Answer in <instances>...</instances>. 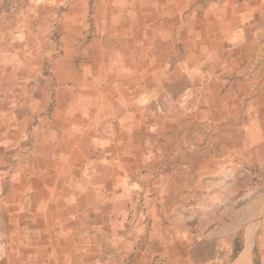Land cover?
Segmentation results:
<instances>
[{
  "label": "crops",
  "instance_id": "obj_1",
  "mask_svg": "<svg viewBox=\"0 0 264 264\" xmlns=\"http://www.w3.org/2000/svg\"><path fill=\"white\" fill-rule=\"evenodd\" d=\"M133 1L148 39L128 47L142 58L120 66L141 75L97 78V91L68 86L40 125L21 90L0 91L6 222L32 264H236L254 232L228 180L263 159L264 0ZM183 36L187 61L176 58ZM71 132L80 167L68 172Z\"/></svg>",
  "mask_w": 264,
  "mask_h": 264
},
{
  "label": "rangeland",
  "instance_id": "obj_2",
  "mask_svg": "<svg viewBox=\"0 0 264 264\" xmlns=\"http://www.w3.org/2000/svg\"><path fill=\"white\" fill-rule=\"evenodd\" d=\"M141 10L142 4L133 0H0V91L21 90L24 100L38 106L35 120L40 125L47 121L56 107L57 100L53 96L62 93L64 98L63 93L68 91V86L75 93L97 91V78H115L126 73L141 75L139 68L131 70L120 66L127 59V54L136 59L143 56L141 48L133 51L128 48L142 45L148 39ZM182 41L183 49L176 53V58L187 61L191 58V52L185 48L189 37L183 36ZM173 42L172 37H166L167 44L172 45ZM151 70L154 74L158 69ZM164 71V75L169 76L174 68L168 66ZM85 86L87 88L83 89ZM152 86L158 89L162 85ZM46 87L50 93L54 92L49 98L46 97ZM22 113L26 114L25 109ZM39 134L40 140H44L47 133ZM73 137L71 132L65 149L70 156L68 172L77 171L80 167L79 141L78 137ZM86 143V155L94 158V141ZM46 150L45 146L40 147V155ZM118 150L122 157L125 149L120 147ZM257 160L247 162L228 180V186L241 193L240 209L246 213L247 230L254 232L248 245L249 264H264V180L256 186L248 173V169L258 163L264 175V153L263 159ZM43 165H46L44 160L40 167ZM122 167L124 169L126 165L120 164V170ZM238 198L237 194L229 197L230 205L237 210ZM7 199L0 196V264H32L20 257L22 251L30 252V244H22L16 235L17 229L6 222ZM158 259H163L166 264L160 256L153 264Z\"/></svg>",
  "mask_w": 264,
  "mask_h": 264
},
{
  "label": "built area",
  "instance_id": "obj_3",
  "mask_svg": "<svg viewBox=\"0 0 264 264\" xmlns=\"http://www.w3.org/2000/svg\"><path fill=\"white\" fill-rule=\"evenodd\" d=\"M242 1V0H240ZM248 173L253 177L256 186H260L264 180V175L261 172L260 165L257 163L254 167L248 169ZM155 264H164L163 259H158Z\"/></svg>",
  "mask_w": 264,
  "mask_h": 264
},
{
  "label": "bare ground",
  "instance_id": "obj_4",
  "mask_svg": "<svg viewBox=\"0 0 264 264\" xmlns=\"http://www.w3.org/2000/svg\"><path fill=\"white\" fill-rule=\"evenodd\" d=\"M238 260V259H237ZM236 262V261H235ZM250 263V250L249 248L241 255L236 264H249Z\"/></svg>",
  "mask_w": 264,
  "mask_h": 264
}]
</instances>
